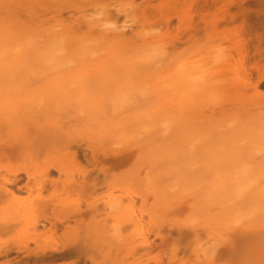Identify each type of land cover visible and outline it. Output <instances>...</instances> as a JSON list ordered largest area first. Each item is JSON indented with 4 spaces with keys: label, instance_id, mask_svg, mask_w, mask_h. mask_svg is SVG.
Here are the masks:
<instances>
[{
    "label": "bare ground",
    "instance_id": "obj_1",
    "mask_svg": "<svg viewBox=\"0 0 264 264\" xmlns=\"http://www.w3.org/2000/svg\"><path fill=\"white\" fill-rule=\"evenodd\" d=\"M203 2L204 3L202 5L203 9L201 10V14L206 13V6L208 3H210L213 8L216 9L220 8L221 6H225V10L223 13L225 16L230 15V11L236 8L235 4H231V2L226 3V0H205ZM226 6H228V8ZM26 13L27 16H29L28 11H26ZM31 13H33V11ZM31 13L30 16H33L34 14ZM107 19L110 21L109 18H104L103 20L101 18V20L96 19L93 22L87 21L86 23H84L86 25L85 28H87L88 37L81 40H79L81 36H78L79 39L76 37L74 38V36H72L71 34V31L66 28L63 29V27H61L60 30L59 27L58 29L56 27V29L54 27V29H52L51 27L52 30L47 27V29L44 31L41 30L38 33H29L27 30L28 28L23 31L25 26L23 29L21 28L22 31H18V24L17 26H7L5 22L3 23L6 25V27L3 26L4 30H0V128H7L10 129L9 131L12 130L15 132L19 131L18 129H20L19 132L23 134L19 133V135L16 133V139H18L19 137L23 138V135L24 133H26L27 129L23 127L25 125L28 126L27 123H25L26 121L24 122V120H26L27 118H25V116L27 115H25V104L27 99H29L30 101L32 100V104H36V102L33 103V97L42 98L41 100L36 99L37 106L39 104V100L40 103L43 100L44 104L46 103L45 106L47 105V102L49 105L50 100L58 101L56 102V105H58L59 101H62L63 103L65 100H67V103L68 101H70L73 104H77L76 106H80L79 109H81L77 110V112L81 111L85 113L86 118L83 122H80L82 121V116H80L82 114L77 113L80 114L79 118H81L79 121L80 123L78 130L83 131L86 134V138L88 136L89 140L94 142V147L98 148V150H94V147V149H92V147L86 148L91 152L94 158L96 157L95 154L99 151L98 153L102 158L103 162L109 165L110 167H117L123 164L124 162L128 161L129 159H132V157L133 159L135 158L139 162V167L140 165H146L148 161L151 166L148 163L147 165L152 167L151 169H155L153 168V166H156V168L158 166L162 167L163 165L165 166L167 163L168 164L166 166L168 168L170 167L169 165L178 163L177 165H175H179L177 168L173 166L172 168H168L169 170L165 166V173H168V176L171 173L175 175H172L174 176V179H176V181H174V179L172 180V182H176V184H173V186L175 185L180 188V184H183V186L181 187L182 189H180L179 192H182L183 195L187 194L189 196L187 198H189V200L193 202L190 211H194V213H205L208 208L210 209L211 207H214L216 208V210L218 209V212L217 215L211 217L212 214L209 216L210 212L208 211V216H206L207 214H202L204 217L202 222H193L192 224H189L190 226H188L187 228L180 227L177 229L175 228L176 231H173V229L172 231L176 234L177 237L180 238L182 242H184L183 244L181 243L184 247H193V254L195 251H198L199 257L201 259L197 257V261H199L200 264H211L215 263V261L219 262V260H227L228 258L233 257L236 249V242L235 237L233 239L231 238L234 235L236 236V234L230 235L232 236L231 238L229 236L231 240L229 238H226V236V241H221L222 243L217 242V239H215L214 242V238L210 239L213 243H210V246L208 244L210 240L206 242L209 246H207L208 248H206V244H204L206 240L202 242L201 237L207 236L208 232L216 233L217 230H223L225 224H227V226L228 224L230 225V222L232 221L230 220L229 223H227L228 221L226 222V220L229 215L232 216V214L234 216L229 218H235L234 212L236 213V210L240 208L238 203L248 202L256 206V204H259L261 202V205H263L264 202V112L261 111L262 109L258 108L256 104L250 102L247 98L243 97L244 90H247L246 87L241 91V87L246 85V80L248 79L245 73V64L248 63L250 60V52L247 51V48H245L243 52L236 54V56H231L220 46L214 47L211 44L200 47L190 46V53L188 52L190 56L189 54L187 56L191 58H186L188 59V61H177L174 63L172 60H170L168 64H165V52H167L166 54L170 55V53H172L174 55V49H170L171 52L168 53V49H165L164 47V49L166 50L164 54L158 53L155 50L156 47L158 48V46H156V44L158 43L156 42L154 45L153 41L152 44L153 46H156L155 48H153L149 43H143L140 49L138 48L130 51L124 48L126 46L125 39H123L124 32L118 33L114 28L115 26H112L113 23L110 24ZM7 21L8 20L6 19V22ZM221 21H223V19H221ZM8 22L11 23V21ZM234 22L235 24H239L240 26L243 25V23L237 19L234 20ZM114 24L116 25V23ZM73 27L75 26H72V28ZM36 29H38V27ZM247 36H249V33H247ZM238 37L241 41L246 38L243 29H241V33L239 35H237V33H233L225 36L223 40L225 42L234 43V41H236ZM40 39L41 41H39ZM35 40H37V42H35ZM164 49L160 50L164 51ZM191 59L192 61H190ZM92 61L96 62V68H90L86 70L83 65L86 62ZM69 62L76 64H73L74 66L82 65V69L79 68L80 66H77V68H79L81 71H78V74L76 73V75H74L75 73L67 75L70 72L69 70L68 73H64L65 75L62 74L60 67L65 64H67L68 66ZM113 65L114 73L110 69H108L110 66L112 67ZM143 65L151 67L147 70L149 71L148 74L151 73L148 76V78L150 77L151 79H149L148 81H142L141 79V84L142 82L145 83H143V85L141 86H138L140 83L137 82L138 80L136 81V79L138 78L140 80V75L142 73H144L143 77H146L145 74H147V71L144 72L145 68L142 69ZM116 68L123 71V77L121 75L120 78L118 77L117 73H115V71L117 70ZM150 70H152V72H150ZM111 72L113 73V75L111 74ZM54 75L55 77H53ZM116 76L119 79H121L122 77V80L124 82L122 83L119 79L115 78ZM33 78H36V81H40L39 78H43V81H40L41 83H39V85H41L42 87L37 84L38 88L35 87L37 88L36 90L31 89L33 88L31 84V80H34ZM221 85H224L225 87L227 86L237 88V92H243V95L241 97H238L237 99H233L231 97L235 93L234 91L233 94L232 91L231 94H228L229 92H222V94L225 93L227 95L226 96L224 94L226 97H228V95L229 97L231 95V97L230 99H223L225 97L224 96L222 98L223 100L219 99V97H221L222 95L219 91ZM142 86H147V89L144 88V92L145 90L146 92H151L150 94L155 100L153 103L154 108L150 107L153 104L148 106V104H151L153 102H151L152 98H149L151 103L141 104H146L149 107L148 110H151L150 112L148 111L147 114H139L141 111L137 113L138 109H141V106L139 105L140 107L136 109L137 111H135L134 109L137 114H134L133 112V116L130 115L131 113L128 115H121L123 111H128L129 107H135V105H137L133 104L134 101H132V104L134 106L132 104H128L127 101L131 97H133L134 94L136 95L135 92L137 91V89H139V87ZM256 86L257 84L255 83L253 86L255 88L254 90H257ZM239 87L241 88L240 90H238ZM38 90L40 91L39 93ZM131 91L133 92V94ZM218 93H220V96L217 95ZM146 94H149V92H147ZM141 95L143 98V95H145V93L141 92L140 96ZM30 97L32 98L30 99ZM140 98L136 97V99H133L137 101H135V103H138V99ZM145 99H148L147 96L144 98V100ZM51 101L50 106L52 107ZM54 103L55 102H53V104ZM27 104L28 107L29 103ZM32 104L30 103V105ZM44 104H39L41 106L38 108H42ZM76 106L74 105L72 109H75ZM44 107L42 109H44ZM47 107L48 106H46V109ZM54 107L52 108L55 109L54 111H56V108ZM131 109L133 108H130V110ZM75 110L73 111L76 112ZM37 111L34 113L37 114ZM51 111L53 110L51 109ZM51 111H49L48 113H50ZM55 114L56 113H54L53 115L56 116ZM118 114H120L121 116L118 117ZM34 118H36V116ZM145 118H150L153 121V124L158 123L155 121L161 119V124L163 126L160 127V130L163 127L167 128L166 131L163 128L165 131L164 133H166V135H160V133L159 135H157V129H153L152 132L154 133V130L156 132L154 133L156 134L154 135L155 137L153 136L154 138L148 139L149 137L151 138L152 135L150 136L149 134V137L147 135H144V139L145 136H147V140L145 139L146 142L141 139L145 143H142L141 140H138L140 141V143H138L135 136H137L140 132H138L137 134L136 129V133H134V129L132 127L135 128L138 121H147V119ZM29 119L30 116L29 118H27V120ZM141 127L142 126H140V128L138 129L146 131L147 133L149 132L147 131L148 129H152L151 127L143 130V128L147 127ZM21 128L25 130L21 131ZM110 134L112 139L118 140V142H126L128 144L130 143L128 141H132L133 143H135V146L132 145L133 143L129 144L130 147L131 145L132 147H136L131 148L133 150L136 149L135 152L131 153L130 151L126 150L127 148H129V146L127 147L126 143L125 147L119 145L121 146V148H117L116 145L115 148L106 150V145L111 140V137H108ZM143 134L145 133L143 132ZM53 135V140H59L57 142L60 143V137L58 136V139L55 137V134ZM82 137L84 138L83 135ZM81 138L79 140H81ZM73 140L74 139L64 141L65 143H63L62 145H65V147L68 149L75 148L77 151H79L82 148V145L79 142L77 143V141ZM85 140H87L88 144H93L89 142L88 138ZM20 141L19 143H21ZM115 142L117 143V141ZM86 149L82 152L87 151ZM134 153H136V155H133ZM73 159H71L70 161H72ZM136 160L135 163L137 162ZM144 161L146 163L142 164L144 163ZM61 162L60 165H57L56 167L52 168L59 171L60 174L65 175V177H72L73 175H69L70 173H67L68 165L61 164ZM64 162L68 163L66 159ZM150 167L147 168V170H149ZM135 169L132 172H135ZM48 171L49 169L46 168L43 172L37 173L35 178L39 177L38 184H35L34 182L32 186L30 184V179H34L33 176H30V178L26 176L25 179L27 181L25 184L23 183L24 185L22 186H19L17 184V182L19 181V177L16 176L17 178L10 182V184L6 183L8 187L11 186L10 188H12V190H7L6 188H3L0 190V194H5L6 196L12 197L13 195L21 193V190H24V192L27 191L28 193H31L32 191L39 192L45 185L51 183V180L47 178ZM132 174L134 175V173ZM153 174L155 173L153 172ZM158 174L159 173L156 174L157 177ZM106 175L107 171L103 172V176L106 177ZM136 175L137 174H135L134 176ZM156 175L154 178L157 180ZM128 178L130 177L126 176V178L123 177L122 179H118L116 180V183H114V185L121 186V182ZM154 178L148 180V187H145V184H143L144 182H141L143 184H141V186L144 187V191H146L145 188L149 190L151 189L156 198V194L162 192L160 191L162 190L160 188L167 186H164L166 183H163L164 185H161L162 187H156L155 185L157 182ZM130 180L134 181L135 179L133 180V178L131 177ZM160 180L162 179L159 178L157 181ZM170 180H168L167 184L172 185L169 182ZM134 182H136V180ZM127 183L128 182H126V184ZM130 183L131 185L129 183L125 186L122 185V187H125V189H120L121 194H127L126 197H124V195L121 197L117 193L118 197H115V194L114 197L110 196L109 198L108 196L106 198V201L103 200V211L105 212L106 210V213L109 215L108 218L114 221L115 226L112 229L113 232L111 234H108L109 230L106 226H97V228H92L94 229L93 232H91L92 230L90 231V229L89 232H91L93 236L97 237V239L102 240L103 236L106 235L105 240L107 242H105L107 246L112 244V242L114 243V241H121L122 243V241L125 240V237L122 236L121 230L124 226L130 224L133 225L134 235L138 236L139 238L140 244L139 246H137V249L139 248L143 251L150 250L152 244L149 241L148 235L146 234V230L144 228L145 226L142 225V214H144V211L141 207L137 206L136 204L137 200H141L144 202L145 200L143 199V196L147 194L140 191L139 189L134 188L135 185L137 186L136 183L138 182L134 184H132L133 182ZM177 187L175 189H177ZM168 188L166 189H168L169 194L171 193L170 196H172L174 193L172 194L171 191L175 192L176 190H172L170 186ZM151 190L148 193H151ZM165 193L166 191L164 193L162 192L161 197H164L163 194ZM109 195H112V193H109ZM149 195L150 194H148L147 196ZM158 195L159 194H157V197ZM165 195H167V193ZM154 196L151 195V198L153 197V199H155ZM165 197L162 198L164 204L165 201L169 199L168 197L164 201ZM159 198L160 197H158L157 199L159 200ZM177 198L178 197H176L175 199ZM175 199L173 198L172 200L174 201ZM158 200L155 202H159ZM172 200H170V202H172ZM184 201H186L185 198ZM161 205H163V203L159 206ZM10 206L11 207L9 209V212L4 214L6 217L3 215L5 217V219L3 220L7 221V223L9 224L12 222H22L26 224V228L31 227L34 230L36 229L37 221L32 219L29 213V208L26 207L27 205L25 203L21 201L16 203L15 201V204L13 203V205ZM246 206H249V208H251V205ZM93 208L95 209V207ZM252 208L254 209V207ZM258 208L259 206L257 207V209ZM260 208L258 209V211H260L261 213L262 208L261 210ZM253 209L251 211H253ZM211 210L213 209L211 208ZM243 210L241 211L244 214L240 215L248 217H245V219L243 218L245 221H247L251 216H249V214L246 215L245 212H250L252 214L255 213L251 211L244 212ZM263 211L264 210H262V212ZM104 212L102 214H104ZM74 213L75 212H70L67 217L73 215ZM236 214L239 216L238 213ZM259 214L256 216L253 215L255 217V220L259 219V224L257 222V226H255L254 222L251 221L253 217H250V221L252 222V224H254L255 228L261 226L260 224L263 221L260 222V219H264L262 217L257 218V216H260ZM193 215H191L192 217L189 215V220L190 218L193 219V217H196ZM197 216L201 217L200 214ZM238 216L237 219L239 218L240 220H237V222L239 223V221L243 219H241L242 217L240 218ZM262 216H264V214H262ZM0 219H2V217ZM199 219L200 218L197 217L195 221ZM245 221H243V223H245ZM233 222L235 225L236 218ZM250 224L251 223L249 222V226ZM242 225L241 223H239L238 227ZM263 225L264 224H262V226ZM244 226L246 225L244 224ZM244 226L241 228H245ZM262 226L260 227L261 229L259 228L261 232L264 231L262 230ZM89 227L90 225H88V228ZM229 228L227 227V229ZM235 229L237 230L238 228ZM169 230H171V228ZM89 232L88 234H91ZM233 232L235 231L233 230ZM160 234L156 235V237L158 236L160 239H162V234L161 236ZM168 234H170V238L172 233L169 232ZM218 236V240L223 239L221 237V234H218ZM200 241L203 243L202 245L204 246L200 244ZM198 243L201 246H198ZM201 247L204 250H202ZM170 249L171 248H169V250ZM183 250L182 252H184ZM143 251L140 253H143ZM78 252V249H76L74 246H63L61 248H39V250H37L33 254L32 259L45 260L55 257L65 258L76 255L78 254ZM170 253H172V251ZM0 256L6 257L8 256V253L0 252ZM91 260L92 259H90V262Z\"/></svg>",
    "mask_w": 264,
    "mask_h": 264
},
{
    "label": "rangeland",
    "instance_id": "obj_2",
    "mask_svg": "<svg viewBox=\"0 0 264 264\" xmlns=\"http://www.w3.org/2000/svg\"><path fill=\"white\" fill-rule=\"evenodd\" d=\"M203 1L205 0H0V9H5V10H0V22L2 24L5 22L7 26L10 25L17 26L18 24L17 27L18 31H22V29L25 26L23 31H25L26 28H28L27 30L29 33L32 32L38 33L41 30L42 31L46 30L47 27L50 29L51 27L52 29H54L55 27L58 29L59 27V30L61 29V27H63V29L66 28L70 30L74 38L76 37L79 39V37L81 36V38L79 39L81 40L88 37L87 28H85L86 25L84 23H86L87 21L93 22L96 19L101 20L102 18L103 20L104 18H109L110 21L107 19L108 22H110V24L113 23L112 26L113 27L115 26L114 28L118 33L124 32L123 39H125V45H126L124 48L130 51L133 49H138V48L140 49L143 43H149L153 48L158 46V48L156 47L155 50L158 53H163V54L166 51L165 49H168L167 50L168 53L171 52L170 49L172 50L174 49L175 50V51L173 50V52H175L174 55L170 53L171 55L170 56L169 54H166L167 52H165L164 54L165 64H168L170 60H172L174 63L177 61H181V62H185L186 60L188 61V59L186 58L189 59L191 58L189 57L190 46L200 47V46H206L208 44H211L214 47L220 46L224 49V51H226L231 56L232 55L236 56V54L243 52V50L247 48V51H249L251 55L249 62L245 64V73L248 79L246 80V85H244L243 87L240 86L242 89L240 87L238 88V90L241 89L242 91L246 87L247 90H244V95L243 92L241 91H240L241 93H238L237 88L227 87V86L226 88L224 85L220 86L221 88L219 91L221 94L222 92L225 93L229 92L228 94H231V91L233 94L234 91L235 92L233 94L234 97L233 96L231 97L230 95V97L233 99H237L238 97H241L243 95V97L247 98L250 102L256 104V106L258 108H261L262 109L261 111L264 112V0H226V3L231 2V4L236 5V8L230 11V15H226V16L223 14L225 10V6H221L220 8L216 9L213 8V6L210 3H208L206 6V13L201 14V10L203 9L202 5L204 3ZM228 6L226 7L228 8ZM26 11H28L29 16L32 11L33 13L31 14L34 15L33 16L31 15L32 17L31 16L29 17L27 16ZM6 19L8 21H11L12 24L9 23L8 21L6 22ZM221 19H223V21H221ZM233 19L239 20L240 22L243 23V25L240 26L239 24H235ZM12 20H14L15 22ZM114 23H116V25ZM2 24L0 25V30H4L3 26L6 27L5 24L3 25ZM72 26L75 27L72 28ZM37 27L38 29H36ZM241 29L244 30L246 36V38H244L243 41H241L239 37L237 38L236 41H234V43L225 42L223 40L225 36L233 33L234 34L237 33V35H239L241 33ZM247 33H249V36H247ZM39 41H41V39ZM153 41H154L153 43L154 45L156 42L158 44H156V46H153L152 44ZM35 42H37V40H35ZM160 49H164V51ZM188 54L189 56H187ZM190 61H192V59ZM69 63L68 66L67 64H65L60 67L62 74L64 73L66 74L70 71L67 75L71 73H75L74 75H76V73L78 74V71L79 72L81 71L80 69H82L81 68L82 65L81 66L77 65L78 67L80 66L79 69L77 68V66H74L76 64L72 62ZM83 66L86 70L90 68L95 69L96 62L95 61L86 62ZM113 67L114 65L112 67L110 66L108 69H110L113 72L114 71ZM143 68H145L144 72H146L151 67L143 65L142 69ZM116 69L117 70L115 71V73H117L118 77L120 78V75L122 76L123 71H121L118 68ZM112 72L111 74L113 75L114 72L113 73ZM148 72L149 71H147L146 72L147 74H145L146 77H143L144 73H142L140 75L141 76L140 80L138 78L136 79V81L138 80L137 82L140 83L138 86H141L143 85V83H145L142 82L141 84V79L142 81L144 80L148 81L149 79H151L150 77L148 78V76L151 74V73L148 74ZM150 72H152V70H150ZM53 77H55V75ZM118 77L116 76L115 78L119 79ZM122 77L119 80L123 83L124 81L122 80ZM35 79L31 80V84L33 88H31V86L30 88L33 90H36L38 88L37 84L39 85V83L43 81V78H39L41 82L36 81ZM255 83L257 84L256 86L257 90H254L255 88L253 87ZM144 88L147 89V86L139 87V89H137V91L135 92L136 95L134 94L135 97L133 95H132L133 97H131L130 95L131 98L128 100L129 102L127 101V103L132 104V101H134L133 104H137V105H135V107H129V110L123 111L121 115L122 114L128 115L131 113L130 115L133 116V112L134 114H137L138 112L141 111L139 114H144V113L147 114L148 111L149 112L151 111L148 110L149 109L148 106L152 105L155 100L152 98L153 96L150 94L151 93L150 91H147L149 92V94H146L147 93L146 90L144 92ZM139 91L140 93L141 92L145 93V95H143L144 96L143 98L142 95L140 96ZM39 92L40 91L38 90V93ZM220 93H218L217 95L220 96ZM225 93H223L221 97H219V99H222L226 95ZM146 96L148 99L152 98L151 102L152 101L153 102L151 103L150 99L144 100ZM226 96L223 99H230L229 95L228 97ZM136 97L137 98L141 97L140 99H138V103H135L136 100L133 99V98L136 99ZM31 98L32 97H30V99ZM36 99L41 100L42 98L33 97L34 100L33 103L36 102V104L35 103L32 104V100L30 101L29 99H27L28 102L26 100L25 115L26 114L27 115L24 116L25 118L26 117L29 118L30 116L29 119L30 121L27 120V118L26 120H24V122L26 121L25 123H27L28 126L25 125L23 127L25 129L27 128L26 133H24L23 135V138L19 137L20 139L19 138L16 139L17 138L16 135L20 133L19 132L20 129H18L19 131L16 130L17 132L11 130L13 132L12 133L11 131H9L10 129L0 128V190L3 188H6L7 190H12V188H10L11 186L8 187L7 184H10V182L16 179L17 178L16 176L19 177V181L17 182L19 186L20 185L22 186L26 183L27 181L25 179L26 176L28 178H30V176H33L34 179L32 178L30 179L31 186L34 182L35 184H38L39 177L35 178V176L37 173L43 172L46 168H48L50 171V172L48 171L47 178L51 180V183L45 185L39 192L32 191L31 193L30 192L28 193L27 191L24 192V190H21V193L13 195L12 197L6 196L5 194L4 195L0 194V218L2 217V219H0V252L8 253V256L6 257L0 256V264H164V263L165 264H174V263L200 264L199 261H197V257H199L198 251H195L194 252L195 255H194L193 247H184L182 245L184 242H182L180 238L177 237L173 231H176L175 228L176 229L180 227L187 228L188 226H190L189 224H192L193 222H197V223L202 222V220L204 219L203 215L207 214L206 216H208L207 213L208 211L210 212L209 216L211 214H212L211 217L215 216L217 215L218 209L216 210V208L211 207L213 210H211V208L210 209L208 208L205 211V213L197 212L201 215L202 218L200 216H197L199 214H197L196 212L194 213V211L193 212L190 211L193 202L189 200V198H187L189 197L187 194L183 195L182 192H179V190L182 189L181 187L183 186V184L182 183L180 184V188L174 185L175 188L177 187V189H175L173 184H176V182H172L175 175L171 173L168 176V173L167 174L165 173V166L168 163L167 164L164 163L166 165L165 166L161 165L162 167L158 166L156 168V166L155 167L153 166V168L155 169H151L152 168L150 167L151 165L147 161V163L150 165L148 166L145 160L144 163L142 164L146 163L147 167L146 165H140L139 167L138 166L139 162L135 158L133 159L132 157V159H129L128 161L124 162L123 164L117 167H110L109 165L103 162L102 158L98 153L99 151L95 154L96 157L94 158L91 152L88 149H86L89 147L90 148L92 147V149H94L95 148L94 142L89 140V137L87 136L89 142L93 143L91 145L90 143L88 144L87 140H85L87 139L86 134L83 131L78 130L79 123L83 122L86 119L85 113L81 111L77 112V110H81L79 109L80 106L77 107L76 106L77 104L75 103L73 104L70 101H68L67 103V100L65 101L63 100L64 101L63 103L62 101H59L58 105H56L57 104L56 102L58 101L50 100L52 107L55 106L54 108H56V111H54L55 109H53L50 106V101H49V105L48 102L46 105L48 106L47 107L48 111H47L45 106L46 103L44 104L43 100L40 103L39 100L38 101L39 104L41 105L44 104L45 107L42 106V108L44 107L45 110L42 108H38L41 105L38 104L37 106ZM53 102H55L54 103L55 105L53 104ZM27 103H29L28 107H27L28 105ZM30 103L32 105H30ZM143 103H151V104H148V106L146 104L141 105ZM74 105L78 109L76 108H75L76 110L74 108L72 109ZM139 105L141 106V109L139 108L140 107ZM150 107L154 108V104ZM130 108L133 109L130 110ZM51 109L53 111H51ZM134 109L135 111H137L136 109H138L137 113L134 111ZM73 110H75L76 112H74ZM36 111L37 114L34 113ZM44 111L45 113L47 111L46 115ZM49 111L51 112L48 113ZM54 113H56L55 114L56 116L53 115ZM77 113H80L82 115ZM79 115L82 116V121H80L81 118H79ZM121 115L118 114L117 116L119 117ZM33 116L34 117L36 116V118H34ZM145 119H147V121L146 120H144V122L138 121L139 123L137 122L136 127L135 128L132 127L134 129V133L137 132L138 134V132H140L137 136H135L137 141L141 139H143L144 141L145 139L147 140V136L149 137V134L150 136L151 135L152 136L151 138L149 137L148 139L154 138L155 137L154 135H156L154 134L156 133L155 132L156 129L158 132L157 135H159V133L160 135L161 134L164 136L166 135V133L164 132L166 131L167 128L163 127L165 131L163 128H161L160 130V127L163 126L161 124L162 122L161 119L156 120L155 122L158 123H154V124L150 118H145ZM149 120L152 122L153 125ZM27 121H29L30 123ZM155 124H159V125H155ZM140 126H142L141 128L145 126L147 127V128H143V130L151 127L152 129L150 130L148 129L147 131H149L150 133L149 132L147 133L146 131H142L138 129L140 128ZM23 128H21L22 129L21 131L25 130V129L23 130ZM153 129H155L154 133L152 132ZM162 131L164 134L162 133ZM143 132L145 134H143ZM53 134L56 135L55 136L56 138H58V136L60 137V143L57 142L59 140L56 141L53 140L54 137ZM82 135L84 136V138L82 137ZM144 135H147L145 136V139L143 137ZM108 137L110 138L111 134ZM80 138L81 140H79ZM72 139H74L75 141H77V143L79 142L82 145V148L81 149L79 148L81 151L80 150L77 151L75 148L68 149L65 147V145H62L63 143H65L64 141L72 140ZM23 140L26 142H24ZM143 140H141L142 143L144 142ZM19 141L22 144L19 143ZM115 141H117V143ZM128 142L133 143L132 141H128ZM123 143L124 142H120V141L118 142V140L112 139L111 137V140L108 142V144L107 145L105 144L107 147L106 146L105 147L106 150L115 148L116 145L117 148H121V146L125 147L127 143L125 142L126 144L124 143V145ZM130 143L127 144V147L129 146L130 149L127 147H126L127 149L126 148L125 149L133 153L135 152L136 149L133 150L131 148H136V147H132V145L135 146L134 145L135 143H133L131 147L129 145ZM138 143H140V141H138ZM85 149L87 151L82 152ZM94 150H98V148H95ZM133 155H136V153H134ZM65 159L68 161V163L64 162ZM71 159L73 160L70 161ZM135 160L137 161L136 163ZM60 162L61 164L68 165L67 173H70L69 175H73L72 177L69 176L65 177V175L60 174L59 171L52 168V167H56L57 165H60ZM177 164L178 163L169 165L170 167L168 168H172ZM178 166L175 167L177 168ZM149 167L150 169L147 170V168ZM134 169L135 172H132L134 171ZM105 171H107L106 177L103 176V172ZM153 172L155 174H153ZM132 173H134V175L135 174L137 175L134 176ZM157 173H159L158 177L160 175L159 178L162 180L157 181L159 179L156 175ZM132 175L136 178H134ZM155 175L157 177V180L154 178ZM126 176L130 178L132 177L133 180L135 179L136 182L138 183L134 182L135 180L132 181L130 180V178H128L123 180V182H121L123 186L127 185L128 183L131 185L130 182H133L132 184L134 183L137 184V186L135 185L134 188L139 189L140 191L144 192L147 195L150 194L149 197L147 195H144L143 193L144 195L143 199L145 201L143 202L141 200H137L136 202L137 206L141 207L142 210L144 211V214H142L143 215L142 225L145 226L144 228L146 230V234L148 235L149 241L152 244V245L150 244L151 245L150 250L143 251L142 249L141 250L139 248L137 249V246H139L140 244L139 238L138 236L134 235L133 225L130 224H127L121 230L122 236L125 237V240H123L122 243L121 241L120 242L114 241L115 244L112 242V244H110L112 247L110 245L106 246V242H107L105 240L106 235L103 236V240H102V239H97V237L93 236V234L91 233L94 231V229L92 228H97V226L108 227L109 230L108 234H111L113 232L112 229L115 226L114 221L108 218L109 215L106 213L107 212L106 210L105 212L103 211L102 209L103 200L106 201V198L108 196L109 198L110 196L114 197L115 194H116L115 197H118L117 193L121 197L125 194V193L124 194L120 193V189L122 188L125 189V187H122V185L115 186L114 183H116V180L118 179H122L123 177L126 178ZM153 178L158 183V184L156 183L155 185L158 188L161 185H164L163 183L167 184L168 180L171 179L169 182L172 185L165 184L164 186L167 187L161 186L162 188H160L162 189L160 191H162L163 193L166 191L167 193V195H165L166 193L163 194L164 197L166 196L164 201L166 200V198L169 197V199L165 201V204L162 200V198L164 197L163 196L161 197L162 192L160 193L159 189H158L159 193L157 194H159L158 197L161 198L162 202L160 201V198L159 200L157 199L158 198L157 194L155 198L154 193L152 192L151 189H150L151 193H148L150 192V190L145 188L146 191H144V187L141 186V184L144 182L143 184H145V187L146 186L148 187L147 185L148 180ZM174 181H176V179H174ZM126 182L128 183L126 184ZM169 186L172 190L175 189L178 192L171 191L172 194L173 193L174 194L170 196L171 193L169 194L168 191ZM109 193H112V195H109ZM126 195H124V197H126ZM151 195L154 196L155 199H153V197L151 198ZM175 196L178 197L177 198L178 200L175 199L176 198ZM172 197L175 199L174 201L172 200L173 199ZM184 198L186 201H184ZM157 200L159 202H155ZM170 200H172V202H170ZM15 201L16 203L21 201L27 205L26 207L29 208L30 216L32 217L33 220L37 221V226L35 230L31 227L26 228L27 227V226L25 227L26 224L22 222H12L9 224L7 223V221L3 220L6 217L4 214L9 212V209L11 207L10 205H13V203L15 204ZM162 203L163 205L159 206ZM247 203L248 202L238 203L239 207L242 208L241 209L238 208L239 210L238 209L236 210V213H238L239 216L234 212L236 218L235 225L233 222L235 218L234 217L232 219L229 218L234 215L233 214L232 216L229 215L228 217L229 220L227 218L226 222L228 221L227 223H229V221L231 220L233 223L230 222V225L228 224V226L227 224H225L224 229L221 231L217 230L216 233L208 232L207 236L205 237L202 236L203 238L201 237L202 242L206 240L204 244H206L205 246L206 248H208L209 247L208 244L211 246V244L214 242L215 239H217V242L222 243L221 241L223 242L226 241L225 240L226 236H227L226 238H229L230 235L236 234V236L235 235L233 237L230 236V238L232 237L231 239L235 237V242H236V249L233 257L228 258L227 259L228 261L219 260V262L215 261V263H211V264H228V263L229 264H264V231L261 232L260 230L261 229L260 227L262 226V224H264V219H260V222L263 221L260 224L261 226L258 225L259 227L256 228L254 227V224L255 226H257V222L259 221V219L255 220L254 216L260 213V211H258L260 207L262 208V210H264L263 208L264 202L263 205H261L262 204L261 202L259 204H256V206L253 205L252 203H248V204ZM65 205L66 207L68 206L69 207L66 208ZM246 205H251L250 206L251 208H249V206ZM258 206L259 208L257 209ZM93 207H95V209ZM252 207H254V209ZM252 209L253 211H251ZM241 210H243L244 212L245 211H251L253 213L255 212L254 214L250 212L248 213L245 212L246 215L249 214V216L251 215L250 217H253L252 220L249 217V219L247 220L248 222L245 221L244 219L247 216L240 215V214H244L242 213ZM262 210L261 213L259 214L260 216H257V218H261V217L264 218V216H262V214H264V211L262 212ZM70 212H75V213L67 217V215L70 214ZM103 212L105 216L104 214H102ZM189 215L190 216L193 215L196 217H193V219L190 218L189 220ZM237 216L240 218L242 217L241 219L244 218L243 220L239 221L241 225L243 224L240 227H238L239 223L237 222V220L240 219L239 218L237 219ZM197 217L200 219L195 221ZM250 220L253 221L254 224H252ZM243 221H245V223H243ZM249 222L251 223L250 226H249ZM244 224L246 226H244ZM88 225H90L89 228ZM232 225H234L235 227ZM243 226L245 228H241ZM227 227L228 228L234 227V228L227 229ZM170 228L171 230H169ZM235 228L238 229L236 230ZM89 229L90 231L91 230L92 231L89 232ZM159 229L161 230V232ZM256 229L258 231L260 230L259 231L260 233ZM233 230L235 232H233ZM262 230H264V225L262 226ZM242 231L245 232L243 233ZM88 232L91 234H88ZM169 232L173 234V235L171 234L170 238H169L170 234H168ZM160 233L162 234V236ZM158 234H160L162 239H160L158 236L156 237V235ZM218 234H221V237L223 238L222 240H218L220 238ZM210 239H213V242ZM209 240L210 242L207 244L206 242H208ZM202 242L200 243L201 245L203 244ZM200 244L198 243V246ZM63 246H69V247L74 246L76 249H78L79 252L76 255L65 258L55 257L45 260L32 259L33 254L37 250H39V248H52V247L61 248ZM168 247L171 249L169 250ZM182 250L184 252H182ZM142 251L143 253H140ZM169 251L170 252L172 251V253H170ZM90 259H92L91 262Z\"/></svg>",
    "mask_w": 264,
    "mask_h": 264
}]
</instances>
